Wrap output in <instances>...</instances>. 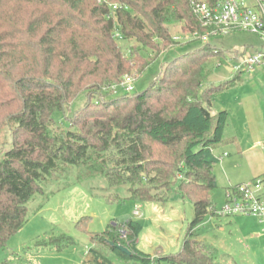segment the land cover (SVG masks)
Returning a JSON list of instances; mask_svg holds the SVG:
<instances>
[{
    "label": "trees",
    "instance_id": "16d2710c",
    "mask_svg": "<svg viewBox=\"0 0 264 264\" xmlns=\"http://www.w3.org/2000/svg\"><path fill=\"white\" fill-rule=\"evenodd\" d=\"M110 1L123 5L115 19H108L109 9L99 0H0V135L7 128L11 146L0 148V250L27 223L29 203L77 169V180L87 173L102 175L110 188L128 186L136 202H165L173 190L189 198L194 219L180 252L165 259L217 264L216 250L198 233L207 216H216L213 169L222 156L215 151L225 143L229 118L227 111L213 114V96L240 75L206 88L212 59L218 66L225 60L223 50L206 43L170 62L147 91L108 97L106 88L134 69L142 75L160 47L171 44L169 24L204 32L188 0ZM121 42H132L127 52ZM145 50L156 55L146 59ZM80 95L86 104L68 117L75 130L63 131L53 114L68 111ZM129 102L130 109L124 106ZM122 230L132 239L131 256L114 246L123 244ZM141 230L129 220L92 241L120 259L148 263L135 245ZM73 242L49 244L62 249ZM103 254L88 252L97 264L109 262Z\"/></svg>",
    "mask_w": 264,
    "mask_h": 264
},
{
    "label": "rangeland",
    "instance_id": "374dc122",
    "mask_svg": "<svg viewBox=\"0 0 264 264\" xmlns=\"http://www.w3.org/2000/svg\"><path fill=\"white\" fill-rule=\"evenodd\" d=\"M184 26L183 22L169 24L166 28L171 44L160 47V56L147 67L142 75L136 73V69L128 74L135 81L132 94L139 95L152 87L166 66L176 58L205 46L202 41L191 36L192 33ZM259 41L257 36L248 32H235L227 36L211 38L208 44L223 50L225 60L218 66L217 59H212L204 86L206 88L217 86L225 83L226 80H233L234 53L243 52L247 45H258ZM127 43H119L125 52L128 45L132 44V42ZM152 52L145 50L141 54L148 59L156 55ZM255 71H264V66L256 68ZM252 74H245L242 81L237 83L236 93V89L217 92L213 96L215 106L219 107L223 103L233 105L236 97L247 91L264 95L262 87L264 79L258 75L257 78L255 77L256 80H253ZM115 85L117 84L112 86ZM258 85L261 88L259 91ZM254 86H256L255 89ZM110 87L105 89L108 97L125 93L118 90L116 94ZM85 100V97L80 95L69 106L68 111L53 114L54 121L63 131L75 130L68 117L83 107L86 104ZM132 104L129 102L124 106L130 109ZM98 109H103L102 104ZM234 137L236 141L233 144ZM223 139L228 141L218 150V154L223 158L213 169L217 187L212 193V199L216 204L217 212L224 208L228 193L233 192L237 184L247 183L246 179L250 175L248 154L237 156L236 152L237 146L245 151L253 143L245 132L239 113H233ZM9 141L10 134L5 128L0 135V148L6 143L4 149H10ZM2 157L3 152L0 150V161ZM79 174L77 169H71L69 176L49 184L46 195H37L29 203L28 221L9 239L7 246L0 250V263L97 264L92 261L93 255L88 256L90 249H97L107 256L109 262L106 264H171L165 257L180 252L189 225L195 216L194 204L189 198H183L176 190H173L165 202H136L130 197L126 185L110 188L102 175L92 176L85 173L81 180H77ZM162 190L160 189V192ZM109 196L119 200L109 199ZM136 210H139L141 214L139 217L134 215ZM129 220L141 224L142 230L135 245L140 252L150 257L151 262L120 259L101 247L97 241H92V236L100 235L108 228L120 226ZM198 233L199 240L216 250L217 264H264L263 227L254 217L207 216L199 227ZM123 236L124 233L120 236L122 245L128 247L132 239L128 237V234L126 238ZM61 238H69L74 242L63 246L62 249H59L56 244H49Z\"/></svg>",
    "mask_w": 264,
    "mask_h": 264
},
{
    "label": "built area",
    "instance_id": "2783aa9c",
    "mask_svg": "<svg viewBox=\"0 0 264 264\" xmlns=\"http://www.w3.org/2000/svg\"><path fill=\"white\" fill-rule=\"evenodd\" d=\"M191 10L198 19L202 34L192 33L191 36L204 44L211 38L223 37L235 32H248L260 40L259 47L253 53L235 52L233 69L236 74H251L256 68L264 66V0H188ZM99 4L109 9L108 19H115V14L123 8L118 2L99 0ZM115 38L122 40L119 31H115ZM134 79L125 75L121 81L110 88L118 93H132ZM264 149V143L258 144ZM134 215L141 214L136 210ZM216 215L223 216H250L256 218L264 232V174L251 182L238 186L237 192L228 193L224 208L216 211ZM123 238L128 232L122 230Z\"/></svg>",
    "mask_w": 264,
    "mask_h": 264
},
{
    "label": "crops",
    "instance_id": "0c3cea01",
    "mask_svg": "<svg viewBox=\"0 0 264 264\" xmlns=\"http://www.w3.org/2000/svg\"><path fill=\"white\" fill-rule=\"evenodd\" d=\"M259 45H260V41L258 45H250V46L247 45L243 52H240V51L238 52L253 53L259 47ZM253 73L254 74L251 73L254 76L253 80H256L255 77L257 78L258 75H260L262 79H264V71H259V72L255 71ZM244 76L245 74L240 75L239 81H236V83L232 87L225 89V90L230 91V90L236 89L235 90V93H236L238 89L235 86L237 85L238 82L242 81V78ZM227 81L228 80H226V82ZM262 87L264 88L263 84H262ZM253 88L255 89L256 86H254ZM257 89L258 91L261 90L259 85ZM260 94L261 93H251L247 91V93H243L242 95L240 94V96L236 97L233 105L224 104V103L220 105L219 107H216L214 103L212 105L213 114L222 112V111L228 112L229 118H228L227 125H229L234 112H237L239 113V115H241L245 132L247 133V136L251 140V142H253L252 144L249 145V147L245 151H242V148L239 146H237L236 148L237 149L236 152L238 154L237 156H240L242 154H246V155L248 154L249 156L250 175L246 179L247 183L253 181L254 179L264 174V149L258 145V144L264 143V95L261 96ZM227 125L224 130V135L226 133ZM227 140H230V139H227ZM232 141L234 144V141H236L235 137L233 138ZM226 142L228 141H225L224 143L225 145H226ZM219 149L220 147L215 151V153L216 155L221 156L220 154H218ZM245 183L246 182L239 183L236 185V187L243 185Z\"/></svg>",
    "mask_w": 264,
    "mask_h": 264
},
{
    "label": "water",
    "instance_id": "95a60500",
    "mask_svg": "<svg viewBox=\"0 0 264 264\" xmlns=\"http://www.w3.org/2000/svg\"><path fill=\"white\" fill-rule=\"evenodd\" d=\"M114 246H115L118 250H120L121 252H123V253H125V254H127V255H129V256L133 255L132 251H131L128 247H125V246H123V245H121V244H115Z\"/></svg>",
    "mask_w": 264,
    "mask_h": 264
}]
</instances>
